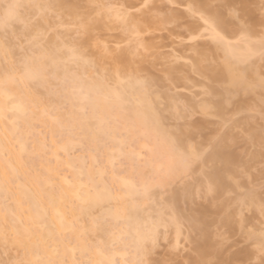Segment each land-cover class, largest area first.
<instances>
[{
    "label": "bare ground",
    "instance_id": "bare-ground-1",
    "mask_svg": "<svg viewBox=\"0 0 264 264\" xmlns=\"http://www.w3.org/2000/svg\"><path fill=\"white\" fill-rule=\"evenodd\" d=\"M121 1L122 4L124 1V5L127 6L131 4L129 2L132 0ZM149 1L151 0H148L147 3H150ZM164 1L168 7L163 15L159 16V10L151 7L153 9L152 14L145 10V12H142V14L145 13L144 19H134L135 32L133 31V24L125 25L119 20L120 27L125 32L124 36H137V32L139 35L160 32L170 25L179 26L181 20L192 19L186 10L178 11L176 8L171 7L172 5L180 4L183 0ZM9 2H19L25 5H54L55 7L51 9H23L25 16L32 13L33 15L42 14L46 21V23L42 24V27L45 28L48 23L46 19L48 17L46 16L47 13H51L54 19L57 17L59 23H65L64 26L66 23H69L68 25L73 24L76 28L81 24L88 25L89 39L85 47H95L91 48L93 52L96 49L98 51L101 50L100 46L98 47L100 43L96 32L114 30L113 25L104 21L105 19L107 22L112 23L108 19L110 17L109 13L99 15L97 14L98 12L93 11L96 14L92 12V15L97 16L93 17L90 15V11L93 10H91L92 6L98 5L100 0H9ZM234 2L239 5L234 11H240L245 15L249 14L250 7L248 0H186L185 5H210L212 6L211 8L205 7L202 10L207 13L220 12L224 15V11L232 6ZM116 15L117 12L112 11L110 18L116 19ZM49 19H51L50 14ZM116 20L118 21V19ZM259 21L264 23V18L259 19ZM195 24L194 22L186 24L188 40H191L190 33ZM18 26H15L17 35L26 36L23 29H19L20 27ZM236 32L253 36L254 24L247 20L235 26L229 24V34ZM171 36H173L172 33ZM27 38L26 40H28ZM48 40L50 46L57 45L55 38H48ZM137 40L140 42L139 39ZM138 41L134 44L135 46H126L120 52L127 70L133 73L134 76L132 83L125 84L121 89L123 100L117 99L114 95H110L107 92L95 90L93 85L98 81V74L90 64L83 62L69 63L68 67L70 71L76 74V82L74 84L69 80V82L63 83L60 87V92L63 95L62 98L69 103V107L67 106L68 111L65 113H60L56 109L61 96L57 98V95L55 96V93L51 90L53 80L46 86L29 81L9 85L10 92L15 97V100L12 102L0 96V108L4 109L3 116L5 117V119L0 120V145L9 146V141H12V145L14 146L9 156H0V167L6 166L10 162L16 168L15 175L18 177L16 183L21 186L19 190L21 193L28 190L32 192L40 191L36 187L37 181L41 182L43 188V195L38 200L25 198L21 195L19 197L21 203L19 205L13 204L12 207L16 210L17 217L23 218L24 225L32 228L33 231H42L45 235L49 231H53V237L49 241L51 245L49 255L59 261L65 262L66 260L69 264H73V261L77 258H74L77 253L81 260L85 262L88 260L113 261L114 256L118 255V258H120V261L118 260L119 264H135L138 258V248L141 238L147 234L148 228L159 225L169 226L173 228L174 234L177 237L183 222L184 224L185 222L187 223L185 226L186 228L188 226L192 234V238L191 235H187L191 238L192 254L188 257L185 264H196V262L206 261H229L230 264H238L239 261L244 262L242 257L244 253L242 251V254L239 252L240 255L238 251L237 253L235 252L236 254L234 252L227 254L225 252L226 249L220 245L221 243L216 244L214 239L217 240L219 236L216 235L218 237L213 238L215 233L212 230L218 224H223L230 230L229 232L231 230L242 232V221L237 222V219L234 217L237 213L231 215L232 208V211L236 209L232 206L234 200L231 199L232 201L228 206V211L230 209L229 212L231 213L228 214L225 205V202L228 203V200L225 198H228L226 194L233 189H237L236 187L239 186L240 181L235 180L236 177H239V174L242 172L248 174L252 167L256 166L259 162L262 163L261 161L264 160L261 150V138L264 136V128L255 127V122L251 117L244 118L242 122L233 120L234 127H242L246 134L243 138L244 141H239L241 139L231 131L221 133V127H217V125L211 128L213 124L209 126V119L218 118L222 122L230 121V118L227 120L225 118V114L230 108V115L245 112L254 105L260 106L264 110V87H261L262 79L259 78L261 69L264 67V49L258 43L259 39L253 43L247 40L242 41V43L232 44L231 49L228 51L217 47L215 43L212 45L194 44L193 57L191 56L192 59L190 58L192 62H190L187 69H184L180 65L172 66L164 71L163 76L153 78V76L149 77L150 74H148L153 68V63L147 59V56L145 54L141 56L133 55L136 48L141 46ZM152 44L142 46L143 50L141 49V51L146 49V52L150 53L149 56H155L153 52L155 46ZM64 45L59 46L63 47ZM108 48L110 49V47ZM89 49H87L89 53L87 58L95 60L98 65L102 64L104 61L102 53L104 52L100 53L99 51L97 53L96 51L94 52L96 54L92 56L94 58H91L90 53L92 51ZM260 52L261 55H259ZM64 58H68L67 54H65ZM215 58H221V60L214 62ZM4 63V57L0 54V69H2ZM190 74L197 75L205 83L204 93L207 95V98L202 104L200 103V105L192 107L193 112L200 113L202 119L197 122H187L185 125L174 130H169V127L166 129L164 127L166 125L164 124H166L168 118H181L182 116V109L174 103L175 97L170 96L166 90L178 83H188L191 79ZM0 75H2V71H0ZM62 76L63 73H61ZM136 79L144 81V86L140 87L136 85ZM74 86L77 89L83 87L85 92L91 90L92 103L88 106V117L89 119L92 118L94 109L97 116H103L107 121L105 128H110L111 130L109 136H103L97 133L94 128H90L87 121L83 120L82 114L79 116L74 114L71 97V90ZM155 87H160V91L164 89L160 96L168 101L165 108L163 107L164 104H162L164 102H161L163 106L159 107L162 99L159 100L160 98H157V93L153 91ZM133 97L146 98L143 108H137L134 102H129L132 101ZM20 102H23L26 107L24 113L9 110L12 108L13 103ZM204 105L210 107L211 115L204 114L202 111ZM76 108H79L78 104ZM12 121H16L15 125ZM211 121L214 122L212 119ZM35 122L44 124L49 129L51 135L49 146L52 150L50 154L53 156V163H51V160L45 159V157L42 160H32V157L36 155L35 153L41 158L40 153L41 155L44 153L46 145L45 136H42L41 132L32 133L31 135ZM64 131L67 133L66 135L64 133L65 136L62 135L64 138L60 139L61 141L53 139L54 133L63 134L62 132ZM122 134H125V136L120 138L119 135L122 137ZM1 135H4L6 140ZM199 137L203 138L208 152L205 150L204 152L201 149V145L194 142V139ZM178 139L182 141V149L195 151L200 156V160L193 165L191 172V174L196 175V185L195 187L186 186L179 190H171V195L165 206V209L169 211V219H163L161 211L155 219L153 217L155 216V211L153 212L154 209L152 210V208L156 209L155 205L147 204V206L142 196L133 188V185L139 188L144 181L150 179L155 174L159 164L172 154ZM76 140L78 141L77 144H85L84 150L88 153L86 155L88 159L86 158V160V156L83 158L82 155L78 156V158H60L58 152L61 150V152L67 153L74 143L77 142ZM106 141L110 143V146H106ZM241 142L242 145L244 143L243 146ZM21 143L26 146V151L23 153L22 158L20 153ZM126 145L131 147L128 151L125 150ZM141 150H145L146 152L145 159L141 166L138 165L135 168L134 163L137 164ZM96 152L100 153L96 154ZM101 153H104V159L109 164H107L106 169L110 168V171H107V183L110 187V193L106 194L103 203L98 205L95 202V191L90 192L89 176L98 177L99 172L105 169L103 167L105 161H100L103 160ZM97 155L102 156H99L101 159L99 158L98 164ZM124 155L130 167L119 172L118 167L114 166L113 168L112 161L115 157ZM59 166H65L68 173L70 172L69 176L65 173L59 174ZM255 168V173H259ZM257 168L259 167L257 166ZM262 168L260 169V173ZM252 171L253 169L250 172ZM49 176L51 177L50 181L47 179ZM254 176L256 177V175ZM254 176L253 178H255ZM210 184L212 185L211 190L209 189ZM171 186H168V188H171ZM12 190L14 192L17 191L14 186ZM247 192H249L248 196L245 193L244 195L247 197L246 201L248 204L253 202L257 204L261 200V198L258 201L254 199L257 195L254 191L250 190ZM155 195L153 198H155ZM198 196L202 198V202L195 204ZM113 201L117 203L114 204ZM109 203L113 206H110ZM239 204L241 205V203ZM142 205L143 209H141ZM242 205L246 206V203ZM258 205L260 204L258 203ZM144 209L155 220L150 216L149 218ZM251 210H253L252 207ZM37 213L43 217L42 220L36 219ZM93 217L98 220L102 218L101 220L103 221L105 217H109L108 219L111 222H108L109 225L106 224L108 221L106 219L103 228H94ZM86 218H90L88 220H91L88 221L90 222L89 225L85 224ZM118 220L121 224V226L119 225V229L117 228ZM61 221L63 222V227H61ZM111 224H115V228ZM106 225L109 226L107 229L105 228ZM110 226L114 230L117 228L115 232H118L116 235L118 234L119 240V247L117 246L118 249H115L113 252L108 251L111 249L110 247V249H107L108 242L114 240L112 235L114 230L112 229L113 232L110 231ZM106 230H109V232ZM189 230L188 233H190ZM238 231L237 233H239ZM93 234H99L102 237V241L100 242L99 237L95 235L97 241H94V244L92 242L93 238H90L94 236ZM259 242L260 237L256 245ZM147 248L149 249L147 255V259L149 260V254L152 250L150 242L147 244ZM52 249H56V251H52ZM97 249L103 252L102 256L97 254ZM128 249H130L129 252L127 251ZM21 252V258H23L24 253L23 251ZM139 255H143V253L140 252Z\"/></svg>",
    "mask_w": 264,
    "mask_h": 264
},
{
    "label": "snow or ice",
    "instance_id": "snow-or-ice-1",
    "mask_svg": "<svg viewBox=\"0 0 264 264\" xmlns=\"http://www.w3.org/2000/svg\"><path fill=\"white\" fill-rule=\"evenodd\" d=\"M54 5H41L29 4L25 5L19 2H9L0 5V54L3 55L5 63L2 66V75H0V96L5 97L8 101L12 102L15 97L11 94L9 85L16 84L17 82H34L41 86H46L52 80L62 81L64 83L71 80L74 84L76 82V74L70 71L68 67L70 62L90 64L98 74V81L93 85L95 90L107 92L114 95L117 99L123 100L121 89L125 84H131L134 76L133 73L127 70L123 59L119 52H114L104 46V61L98 65L95 60H89L87 48L85 45L89 39L88 25L81 24L77 30V38L73 41L71 46L65 44L63 47L48 44V28L42 27L46 23L45 17L42 14L34 16H25L23 9H42L54 8ZM93 7L104 9L107 8L109 15L113 11V6L94 5ZM150 5L142 3L137 7L136 5L120 6V11L116 15V19L120 20L125 25L133 24L135 13L140 12L142 9L149 8ZM212 6L188 4L186 11L189 13L194 21H198L190 33V39L197 41L201 38L207 37L217 45V47L228 51L231 49L233 41L229 36V24L239 20L238 11H234L229 15L232 17L231 21L220 12L207 13L202 9ZM16 25L21 26L26 37L28 38L27 46L19 43V38L16 33ZM133 31L135 32V25L133 24ZM199 33V34H193ZM138 36L139 33L137 32ZM242 39H248L246 34L241 36ZM59 40V37H58ZM15 41V43H14ZM258 43L264 49V35H261ZM19 47L20 56L18 58L9 60V57H15V50ZM141 47H137L134 56H141ZM121 45H117L120 49ZM146 51V49H145ZM67 54V59H65ZM110 57V59H108ZM61 73L63 76L61 77ZM144 81L136 79V85L143 87ZM261 87H264V80L261 81ZM71 97L73 102L74 114L79 116L82 114L83 120L87 121L90 128L102 134L109 136L111 134L110 128L106 129L107 121L103 116H97L95 109L91 119L88 117V106L92 103L91 90L85 92L83 87L77 89L75 86L71 90ZM137 108H143L146 103V98L133 97L132 101ZM79 108H76V105ZM13 112L24 113L26 107L23 102L13 103L12 108L9 109ZM3 108H0V120L5 119L3 116ZM205 115H211V109L208 105L202 107ZM261 117L264 119V110L261 112ZM59 122V121H57ZM15 125L16 121H12ZM15 138V137H14ZM182 141L177 140L172 154L164 161H162L155 174L148 180L144 181L139 188L133 185L136 192L142 196L147 204L154 202L155 195L154 189H166L174 183H181L188 178L193 170V165L200 160L199 154L195 151H188L182 149ZM12 141H9V146L0 145V156H9L12 150ZM262 157H264V136L261 138ZM26 151V146L21 143L20 153L21 158ZM113 166L115 161H112ZM16 168L9 162L6 166L0 167V249L3 250V257L0 258V264H65L63 261L53 259L49 255L51 245L49 241L53 237V231H49L45 235L42 231L35 232L32 228L24 225L23 218H18L16 210L12 207L13 204L19 205L21 203L19 197L23 195L25 198L38 200L43 195V188L40 181H37L36 187L40 189L38 192L28 190L21 193L19 190L21 186L16 183L18 177L15 175ZM107 169L99 172L97 176H89V184L91 185L90 192L95 191V202L101 205L104 196L110 193V187L107 183ZM261 177L264 179V168L261 170ZM48 181L51 180L49 176ZM127 183V182H125ZM13 186L17 191H13ZM212 189V185H209ZM261 191L264 192V184L261 185ZM78 195V194H77ZM261 215L264 216V197L261 199L260 204ZM37 220H42L43 217L37 213ZM35 222V221H34ZM106 221L94 219V228H103ZM61 227L63 222L61 221ZM159 226L148 228L147 234L141 238L140 246L138 248V258L135 264H161L160 261H152L147 259L149 249L147 244L150 242L152 248L158 245L159 239ZM260 242L258 244V251L260 259L258 264H264V229L261 230ZM114 241L116 234L113 233ZM251 239V236H249ZM15 250L17 257L21 251L24 253L23 258H10V252ZM56 251V249H52ZM73 251H75L73 249ZM142 252L143 255H139ZM98 255H103V252L97 249ZM73 264H113L112 261L105 260H88L77 261L74 260ZM165 264H179V261H167ZM196 264H230L229 261H206L196 262ZM249 264H253L249 261Z\"/></svg>",
    "mask_w": 264,
    "mask_h": 264
},
{
    "label": "rangeland",
    "instance_id": "rangeland-1",
    "mask_svg": "<svg viewBox=\"0 0 264 264\" xmlns=\"http://www.w3.org/2000/svg\"><path fill=\"white\" fill-rule=\"evenodd\" d=\"M7 2H9V0H0V5H3L5 3H7ZM147 2H148V0H132L129 3H131L130 5L134 4L137 7H139L140 4L147 3ZM149 2L150 3H147V4L150 5L149 8L142 9L140 12L135 13V18H136L135 20L144 19L145 18V13L142 14V12L143 11L145 12V10L149 11L150 13L151 12L153 13V9H152L153 7H155L156 9L159 10V12H158L159 14L157 13L159 16L163 15L167 11L168 5H167V3H165L164 0H151ZM185 2H186V0H183V1H181L180 4L172 5L171 7L174 8V9L176 8L178 11H184V10H186ZM248 2H249V7H250L249 14L247 13L245 15V14H242L240 11H238L239 20L234 22V23H230V25L235 26L236 24L242 23L243 21L247 20V21H249V22L254 24V34H253V36H247L248 39H242L241 36L243 34H241L240 32L229 34L231 40L233 41L232 44L240 43V42L242 43V41H247V40H249V41H251L253 43L256 40L260 39L261 35L264 34V23H261L259 21V19L264 18V0H248ZM98 5L113 6V11H116L117 13L121 10L120 6H125L124 5V1H123V4H122L121 0H100V3ZM238 6L239 5L234 2L232 6L228 7L224 11L225 17H228V19L231 21L232 17L229 14L232 13L234 11V9L238 8ZM155 8H154V10H155ZM106 9L107 8L99 9V8H95V7L92 6V8H91L92 11H90L91 13L90 12L89 13H90V15H92V12L96 11V12H98L97 14L103 15V14L109 13L108 9H107V11H105ZM47 14H46V16H48V17H46V19H47L48 23L46 25V28H48V38H55V40H56L55 42L57 44H59V45H63V44L71 45L73 43L72 41H74L77 38V30H76L77 28L74 27L75 25H73V24L72 25L71 24L68 25L69 23L68 24L66 23V25L64 26L65 23L64 24H61V22L59 23V20H57L58 19L57 17H55V19H54V17L51 16V13H47ZM49 14H50V18L51 19H49ZM94 14H96V13H94ZM31 15L34 16L35 14L34 15H33V13L30 14V15L28 14V16H31ZM94 16L96 17L97 15H94ZM108 19H109V21L111 20L112 23H109V22H107L104 19L105 23L113 25L114 26V30L96 32V36L98 37V41L100 43L98 45V47L100 46L99 48H101V50H102V51L99 50L100 53L104 52V46L105 45L110 47V50L112 49L114 52H119L120 53L121 50L125 49L126 46H132V47L135 46L134 44L137 43V41H138L137 39L140 40V42L139 41L138 42H139V44H141V46L151 45V43H153L154 45L153 44L152 45L155 46V48L153 49V52H154L155 56H153V57L149 56L150 53L146 52L145 50L141 51V53L145 54V56H147V59L153 63V68L149 71L150 73L148 72V74H150L149 77L153 76V78H158V77L163 76L164 71L167 68L172 67V66H179L180 65L184 69H187L189 67L188 65H190V62H192V60L190 61V58H191V56L193 57V45L194 44H199V43L208 44V45H212L213 44V41L211 39L207 38V37L201 38V39H199L197 41L188 40V38H187L188 33L186 32V24H188L190 22L198 23V21H194L193 19L181 20L179 26L170 25V26H167L166 29H164V30H162L160 32H154V33H149V34L148 33H144V34H140L139 37L135 36V35H133V37H131V35L130 36L127 35L128 38H127V36H124L125 32H123L122 28L120 27V21L119 20L117 21L115 18H110V17H108ZM18 27H20L19 29H22L21 26H18ZM116 27L119 28V29H117ZM19 29H18V31L20 32ZM63 33H64V35H63ZM171 33L173 34V36H171ZM17 37L19 38V43L20 44H23V45L27 46L28 40H26V38H27L26 36L19 34V35H17ZM58 37H59V40H58ZM14 43H15V41H14ZM117 45H121V48L117 49ZM136 47H137V45H136ZM89 48H87V49H89ZM91 48H95V47L91 46ZM141 49H142V47H141ZM91 51L93 52V49H91ZM96 51H97V53L99 52L97 49L94 52H96ZM92 52L90 53V55H91V58H94L92 56L95 55L96 53L94 54V52H93V54H92ZM102 54L104 55V53H102ZM159 55H160V57L162 59L159 57ZM259 55H261V52H260ZM19 56H20L19 47H17L16 50H15V57H10L9 60L18 58ZM98 57H100V56H98ZM220 60H221V58H215L213 61L215 62V61H220ZM146 76H148V75L146 74ZM190 78L191 79H190V81L188 83H186V84L178 83L175 86H170L166 90V92L170 96L175 97L174 98V103L179 108L182 109L181 118H168L166 124H164V125H166V126H164L166 129H168V127H169V130H174L176 128H179V127L185 125L187 122H197V121L202 119L201 114L197 113V112L196 113L193 112L192 107L193 106H198V105H200V103L202 104V102L207 98V95L204 93L205 92L204 91L205 90V86H204L205 83H204V80L202 78L198 77L195 74H192V75L190 74ZM259 78L264 80V67L261 69V75L259 76ZM54 81H56V82H54ZM63 83L64 82H62V81L59 82L58 80H53V84L51 86V90L55 93V96L57 95L56 96L57 98H59L61 96V98H59L60 102H59L58 106H56V109L60 113L67 112L68 111V107H69V103L67 102V100L62 98L63 95L60 92V87H61V85ZM159 88L155 87L153 89V91L157 93V95H158L157 98L158 97L160 98L159 100L162 99L160 101V103H159L160 104L159 107H162L163 106L162 104H164L163 107L165 108L167 103H168V101L160 96L161 92L164 89H161V91H160ZM263 99H264V92H263ZM159 100H158V102H159ZM161 102H164V103L161 104ZM230 110H231V108L228 109L226 114H225L226 120L228 118H230L231 119L230 121L222 122L218 118H210L209 119L210 120L209 121L210 122L209 126H212V124H213V127H211V128H214L216 125H217V127L220 126L221 127V131H222V132L220 131L221 133L231 131L233 134H236L241 139L239 141H242L243 138L246 136V134H245V132H244L242 127H234V121L237 120V122L238 121L242 122L244 120V118L251 117L254 120V122H255V124H254V125H256L255 127H258V128H261V129L264 128V119H262V117H261L262 107L254 105L249 110H246L245 112H242L240 114H235V115H230V113H231ZM211 119L214 120V122L211 121ZM45 126L46 125L38 123V122L37 123L35 122V124L33 125V129H32L31 135H32V133L36 134V133H40L41 132L40 134L42 136H45V139H46L45 140V144L46 145H45V151H44L45 155H44V153H42V155L40 153V156H41V158H40L39 155H37V153H35L36 155H35V157L34 156L32 157L33 158L32 160H38V159L42 160V159H44L43 157H45V159H49V160L52 161L51 163H53L54 159H53V156H51V154H50V151H52V150H51V148L49 146L50 145L49 144L50 143L49 142V138H50L51 135L49 133V129H47L48 127L46 126V128H45ZM75 131H73V132L75 133ZM62 133L63 134L54 133L53 139L56 140V141H59L60 139L64 138L62 135H64V133L66 135L67 132L64 131ZM78 133H80V132L78 131ZM122 133H123V131H122ZM205 134H207V133L205 132ZM208 134H210V133H208ZM1 136H2V138L4 140H6V137L4 135H1ZM119 136H120V138H123L125 136V134L124 135L122 134V137H121V135H119ZM201 138L202 137L195 138L194 142L200 144L201 145V149L203 151L205 150L206 152H208L207 151L208 149H207V147H206V145H205V143L203 141V138H202V140H201ZM77 143H78V141L74 143L72 148L67 153L61 152V150H60V152H58L59 157L62 158V159H64V157H66V158H73V157L78 158V156L82 155V157L84 158L88 154V153H86L87 151L84 150L86 146H85V144L84 145H82V144L80 145V143L79 144H77ZM105 144H106V146H110V143L107 142V141L105 142ZM241 145H242V142H241ZM243 145H244V143H243ZM239 146H240V144H239ZM130 148L131 147H129L128 145L125 146V150L126 151H128ZM99 153L96 152V154H99ZM101 154H102L103 157L101 155H97V158H98L97 159L98 160L97 164L99 163V160L101 159L100 157H102L103 160H100V161H103V162L105 161L103 163V167H105V169H106V166H107L108 163L104 159L105 158L104 153H101ZM145 154H146L145 150H141V155L139 156V158L137 160L138 161L137 164L134 163L135 164L134 165L135 168L138 165L139 166L142 165V162L145 159ZM36 157H38V158H36ZM86 158L88 159L87 156L85 157V159ZM115 159H114V161L117 164L114 165V166L118 167V171L119 172L120 171L122 172L124 169L126 170V169H128L130 167L129 162L125 158V155L124 156L115 157ZM261 162L262 163L259 162V163H257L256 166L251 168L254 171V168L256 167L255 170L257 169L256 171H258L259 173H255V171L254 172L253 171L250 172L251 171V169H250L249 172L247 171L248 174L250 175L249 176L248 174H245L244 172H242L241 174L238 175L239 179L237 177L235 179V180H238V182L240 181L239 182V186L236 187L237 189H233L228 194H226V197L228 196V198H225V199L228 200V203L225 202L226 212L228 214H230L232 212L231 215H235L237 213L236 216H234V217L237 219V222L238 221L239 222L242 221L241 222V225H242V228H243L242 232H239L238 230H231V232H229L230 230H228L227 227L225 225H223V224H218L212 230L213 233H215V236L213 235L214 236L213 238H215V237L217 238L218 236L219 237L221 236L220 237L221 239L218 237L217 240L216 239H214V240H215L216 244H220L221 243L220 245L226 249L225 252L227 254L229 252H231V253L232 252H234V253L236 252L237 253V251H238V254H239V252H240V254H242L241 251L244 253V254H242L244 262L243 261H239L238 264H240V263L249 264V261H252L253 264H258L259 259H260V254H259V251H258V245H256V242H258V238L260 237L258 235L260 234L261 230L264 229V216H262L260 214L261 213L260 205H258V203L261 204L260 198L262 199V197H264V192L261 191V185L264 184V179H262L261 173H260V169L264 166V160H262ZM101 164H100V166H102ZM114 166H113V168H114ZM257 166L259 168H257ZM260 166H261V168H260ZM108 168H107V171H110V168L109 169ZM58 172H59V174L65 173L67 176H69V174H70V172L68 173L67 168L65 166H59ZM254 175H256V177ZM251 176H252V178H253V176L255 178L252 179V178H250ZM195 178H196L195 174H190V176L188 178H186L183 182L172 184L171 188L167 187L166 189H154L156 195H155V198H153L154 202L151 203V204L153 206L155 205L156 209L152 208V210L154 209L153 212L155 211L154 212L155 216H153V217L156 219L157 214L161 211L163 219H169V217H170L169 211L167 209H165V206H166L167 200L169 199V197L171 195V190H179V189H181L183 187H186V186L195 187V185H196ZM235 180H234V182H235ZM235 184L237 185V183H235ZM240 186H242V187H240ZM248 187H252V188H248ZM252 189H254V190H252ZM250 190L254 191L257 194L256 196L254 195L255 196L254 199H256L257 201L260 200V201L257 202V204L255 202H253L251 204L247 203V201H246L247 197L245 195L247 194V196H248L249 192H247V191H250ZM244 193H245V195H244ZM229 197H230V199H229ZM231 199L234 200L232 202V206L234 208H236V209H234V211H232L233 210V208H232L231 212H229L230 209L228 211V206L230 205V203L232 201ZM242 199H245V200H242ZM156 200H157V202H156ZM198 202H202V198H200L199 196L197 197V199L195 201V204L198 203ZM110 203H109V205L113 206ZM113 203H114V201H113ZM115 203H117V202L115 201ZM239 203H241V205L243 203L244 204L246 203L247 207L244 206V205L241 206ZM151 204H149V205H151ZM251 207H252L253 210H251ZM143 208L144 207L142 205L141 209H143ZM256 210H258V211H256ZM235 211H238V212H235ZM146 212H147V216L149 217L150 213L148 215V211H146ZM256 212H257V214H256ZM106 217L104 218V221H106V219H107L108 221H107L106 224L109 225L111 220L108 219L109 217L108 218H106ZM150 217H152V216H150ZM232 218H233V216H232ZM232 218H231V220H232ZM88 219H90V218H86L87 221H85V224H87V225H89V223H90L88 221H91V220H88ZM93 219H94V217H93ZM233 222L235 223V221H233ZM186 224H187L186 222H185V224H184V222L181 224V226H180V233L181 234L179 233V235L177 237L175 236L174 230H173L172 227L159 225L161 227L158 229L159 233H160V236H159V239H158V245L155 247V249L152 248V250H151V252L149 254V260L160 261L161 264H165V262H167V261H179V264L187 263L188 257L192 254V243H190L191 242V238H192V234H191L188 226L186 228V226H185ZM108 225H106L107 227L105 226L106 229L109 227ZM114 225H112V226H114ZM119 225L121 226L120 221L117 224V228L118 229H119ZM112 226H110V231L113 232L114 229L111 228ZM114 228H115V226H114ZM116 229L114 230L115 234L118 233V232H115V231H117ZM188 230H189L190 233H188ZM106 231L109 232V230H106ZM237 231L239 233H237ZM95 235L97 237H99V241L101 242L102 241V237L99 234H95ZM95 235L93 237H90V238L94 239V240L92 239V242L97 241L96 240L97 237ZM117 235H116V237H117ZM187 235H189V236L191 235V238H189V236H187ZM216 235H218V236H216ZM222 236H224V237H222ZM249 236H251V239H249ZM188 238H189V240H188ZM176 242H177V244H176ZM96 243H99V242H96ZM108 243L109 244L107 246L108 247L107 249L111 248L110 250H108L109 252H113V251H115V249L116 250L118 249L117 246L119 247L118 238H116V241L111 240ZM94 244H95V242H94ZM129 250L130 249H128L127 251L129 252ZM21 253L22 252H20L19 257H17L16 251L13 250V251L10 252L9 255H10V258L16 259V258H21ZM245 254L246 255L248 254V255L246 256ZM75 255H74L75 256L74 258L77 257L78 258V259L76 258L77 261H82L80 256L78 255V253L75 254ZM118 257H119L118 255L114 256V259L112 261L113 264H119L120 263V262H118V260L120 261V258H118ZM0 258H4V259H8L9 258V257H3V250L2 249L0 250ZM116 259H117V261H116ZM65 264H69V263H67V261L65 260Z\"/></svg>",
    "mask_w": 264,
    "mask_h": 264
}]
</instances>
